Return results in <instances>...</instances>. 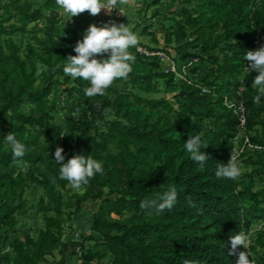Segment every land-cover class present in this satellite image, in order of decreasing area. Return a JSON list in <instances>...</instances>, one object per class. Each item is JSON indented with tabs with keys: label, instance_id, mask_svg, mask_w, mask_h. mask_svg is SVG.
Listing matches in <instances>:
<instances>
[{
	"label": "trees",
	"instance_id": "16d2710c",
	"mask_svg": "<svg viewBox=\"0 0 264 264\" xmlns=\"http://www.w3.org/2000/svg\"><path fill=\"white\" fill-rule=\"evenodd\" d=\"M189 3L176 13L196 32L189 41L195 50L183 56L201 61L205 54L208 62H194L190 68L198 72V83L174 80L157 56L130 48L135 62L122 88L110 86L105 95L88 98L83 91L88 83L75 80L80 100L64 115L67 132L62 133L48 111L47 95L64 76L66 57L76 55L74 47L86 30L60 29L50 21L32 30L38 47L27 42L20 51L12 34L27 32L25 23L32 17L28 5L0 0V241L8 247L0 252V264H52L71 259L77 250L80 264H236L238 253L246 249L238 245L232 253L230 238L240 232L247 236L254 221L262 227L248 238L247 249L264 246V160L244 157L245 146L236 157L250 168L236 180L215 176L217 167L233 155L238 123L233 104L244 105L248 142L264 147V96L258 105L253 103L257 73L247 69L244 59L247 51L264 46V0ZM11 17L15 21L3 23ZM174 33L180 39L179 31ZM216 47L219 53L210 52ZM158 76L163 88L178 85L170 99L139 93L157 91L152 78ZM201 85L209 89L201 91ZM10 132L25 145L22 158H14L4 141ZM196 135L209 156L203 167L184 148L189 136ZM58 146L64 149L65 163L73 155H91L102 162L103 174L97 173L85 191L63 194L61 188L72 187L59 178L60 165L54 160ZM256 179L263 181L258 187ZM30 184L39 186L36 209L42 218L34 236L13 227L24 210V187ZM172 187L178 195L171 210L149 215L140 209L141 201L158 199ZM87 196L98 198L90 213L89 239L63 242L62 208L73 203L78 212ZM54 250L57 257L46 260ZM252 261L264 264L261 258Z\"/></svg>",
	"mask_w": 264,
	"mask_h": 264
},
{
	"label": "rangeland",
	"instance_id": "374dc122",
	"mask_svg": "<svg viewBox=\"0 0 264 264\" xmlns=\"http://www.w3.org/2000/svg\"><path fill=\"white\" fill-rule=\"evenodd\" d=\"M8 4L11 2H22L26 3L28 6V12L31 18H29L25 25L27 28L26 33L16 32L12 34V37L20 46V51H23V48L27 42H30L35 48H37V43L32 37L33 29L40 27H46L50 21H53L54 24L60 28H78L87 30L88 27L92 24H95L97 27L104 26L105 24L116 23L117 25L123 23L130 28L131 31L135 32L139 38L141 45H155L154 48H159L164 50L174 61L178 64V72L173 73V78L175 79H185L189 83L196 85L198 83V72L191 71V66L194 62L200 63V66L207 65V59L204 57L200 61L196 56L185 57L184 52L186 50L192 51L195 50L189 44V41L196 35V32L193 30V26L186 23L181 17V15L176 13V9L183 5L190 4L191 0H129L127 5L122 6L119 10L113 9L111 14L107 13V10L102 9L101 12L92 16L89 12L85 11L77 16L70 18L69 16L62 13L61 10L57 8L55 3L52 6H45L44 0H4ZM122 14H121V13ZM47 13V15L45 14ZM176 20H179V24L176 23ZM10 21H15V17H11L9 20L3 21L4 24H7ZM36 30V29H35ZM179 31L181 34L180 39L175 37L174 31ZM205 32L204 35H206ZM36 34L39 35L41 32L38 30ZM201 37L199 36L196 41L200 42ZM194 41V40H193ZM148 44V45H146ZM177 45L178 49L174 46ZM165 47L166 49L162 48ZM218 48H213L210 52L214 54L219 53ZM100 56L96 57L97 59ZM205 58V59H204ZM41 67V66H40ZM39 69V67H38ZM159 69V67H157ZM42 70L46 73L44 77L48 75V67L46 65L42 66ZM43 77V76H42ZM40 78V76H39ZM53 78V76H52ZM163 78L153 77L152 81L157 85V91H145L139 92L147 96H159L164 95L170 99V94L175 92L178 89L177 84L168 85L163 88L162 83ZM127 85V84H126ZM79 84L73 81L69 76L59 77L56 80L55 85H53L51 91L47 95V104H51V107L48 108L52 116V120L58 124L62 125V133L67 132L64 115L67 112L68 108L73 105V103L78 102L79 98ZM124 84L122 80L116 81L111 87L122 88ZM209 86L201 85L200 90L206 91ZM258 126V125H256ZM264 147L253 145L248 143L247 150L244 153V157L251 156L253 159L264 160V153L260 151ZM239 165L242 170L249 169L250 164H245L243 160L238 159ZM21 169H25V166H20ZM263 181L261 179H256L254 186L258 187ZM97 187H93V191L97 190ZM85 191L86 188L83 186L81 190H66L61 188L63 194H67L71 191ZM39 186L38 185H26L24 187L23 196L25 198V203L23 206V211L19 212L16 216V220L13 224V227H16L19 230L28 229L29 233L34 236L38 227L42 226L41 213L36 208V198L38 196ZM103 196V193H101ZM100 196V197H101ZM98 198H92L87 196L83 201L79 203L80 209L78 212L73 210V203L62 208L63 214L61 215L62 224H63V242H68L70 239H89L86 237L88 234H91L92 231L87 229L90 218V211L94 209L97 205ZM80 216V217H79ZM79 220V221H76ZM76 223V224H75ZM262 227V222L254 221L251 224V227L248 232V238L252 239L255 235V232L258 228ZM85 236V237H84ZM8 247L6 244L1 243L0 241V252H4ZM54 252L47 253L48 255L46 260H51V258L57 257ZM67 252V250H66ZM245 252H248L250 260H258L261 258L264 261V246L256 245L254 250L251 251L246 249ZM254 262V261H253Z\"/></svg>",
	"mask_w": 264,
	"mask_h": 264
},
{
	"label": "clouds",
	"instance_id": "9594fccd",
	"mask_svg": "<svg viewBox=\"0 0 264 264\" xmlns=\"http://www.w3.org/2000/svg\"><path fill=\"white\" fill-rule=\"evenodd\" d=\"M128 3L129 0H55L57 8L70 18L85 11L92 16H96L102 9L107 10V13L111 14L113 9L119 10ZM45 14L47 15V13ZM139 43V36L131 31L128 25L110 23L97 27L92 24L83 34L82 40L77 41L74 47L76 55L66 57L63 73L73 81L81 79L88 83L89 86L83 89L86 97L103 96L106 90L117 80H127L133 70L132 64L135 62V56L129 49L135 48ZM105 54H107L106 58H96L105 56ZM244 59L247 61V65H250L247 69L257 73L252 81V87L257 92L253 98V103L258 105L261 97L264 96V46L255 51H247ZM106 118L111 119L113 117L109 116ZM122 122L127 123L126 121ZM4 141L10 145L14 158H22L25 155V145L17 140L13 132L8 133L4 137ZM184 148L190 154V158L199 164L200 167H203L209 159V156L202 151V148L205 149L207 147L202 144L200 135L189 136L184 143ZM63 152L64 149L58 146L54 154V160L60 165L59 178L66 180L74 190H81L83 186L88 185L97 173L103 174L102 162L97 161L91 155L87 157L79 154L73 155L65 163ZM241 175L242 169L237 157L232 154L228 163L219 165L215 171L217 178L236 180ZM177 195L175 187H172L158 199L141 201L139 207L146 214L151 215L153 211L159 214L174 207L177 202ZM189 204L195 207L193 202L189 201ZM230 243L232 253H235L238 245H242L247 249L248 237L240 232L230 238ZM249 255L248 252H239L236 264H254L249 259ZM184 264H193V262L185 260Z\"/></svg>",
	"mask_w": 264,
	"mask_h": 264
},
{
	"label": "built area",
	"instance_id": "2783aa9c",
	"mask_svg": "<svg viewBox=\"0 0 264 264\" xmlns=\"http://www.w3.org/2000/svg\"><path fill=\"white\" fill-rule=\"evenodd\" d=\"M135 49L142 53L145 56L155 55L161 61V69L165 72H178V64L174 61L164 50L159 48H149L144 45L138 44ZM234 105V110L237 113L238 123H237V131L232 137L233 145H232V153L237 156V154L244 149L245 146L248 145V138L246 133L244 132V124H245V109L244 105L241 102H237ZM79 250H77L71 259H65L63 261H56L52 264H80V256Z\"/></svg>",
	"mask_w": 264,
	"mask_h": 264
},
{
	"label": "crops",
	"instance_id": "0c3cea01",
	"mask_svg": "<svg viewBox=\"0 0 264 264\" xmlns=\"http://www.w3.org/2000/svg\"><path fill=\"white\" fill-rule=\"evenodd\" d=\"M92 210H93V209H92ZM92 210H91V211H92ZM91 211H90V213H91ZM79 217H80V216H79ZM76 221H79V220H76ZM75 224H76V223H75ZM87 229H89V228L87 227ZM89 231H90V230H89Z\"/></svg>",
	"mask_w": 264,
	"mask_h": 264
}]
</instances>
